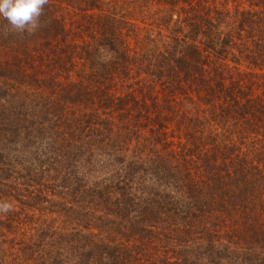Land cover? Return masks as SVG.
<instances>
[{
	"label": "trees",
	"instance_id": "1",
	"mask_svg": "<svg viewBox=\"0 0 264 264\" xmlns=\"http://www.w3.org/2000/svg\"><path fill=\"white\" fill-rule=\"evenodd\" d=\"M0 264H264V0L0 16Z\"/></svg>",
	"mask_w": 264,
	"mask_h": 264
},
{
	"label": "clouds",
	"instance_id": "2",
	"mask_svg": "<svg viewBox=\"0 0 264 264\" xmlns=\"http://www.w3.org/2000/svg\"><path fill=\"white\" fill-rule=\"evenodd\" d=\"M47 3L48 0H0V16L7 20L13 31L28 29L32 32Z\"/></svg>",
	"mask_w": 264,
	"mask_h": 264
},
{
	"label": "rangeland",
	"instance_id": "3",
	"mask_svg": "<svg viewBox=\"0 0 264 264\" xmlns=\"http://www.w3.org/2000/svg\"><path fill=\"white\" fill-rule=\"evenodd\" d=\"M65 18H66V22H67V24H69L70 22H76V21H79L80 20V17H77V16H74L73 14H69V15H67V14H65ZM95 19H96V17H95ZM13 209H17V208H15V207H13ZM32 216V220H31V218H28V219H30L31 221H28L27 219V221H25V222H27V224H34L35 226L38 224V222H39V217L40 216H43V217H45V215L44 214H42V212L41 213H38V212H35V213H30ZM37 217V218H36Z\"/></svg>",
	"mask_w": 264,
	"mask_h": 264
}]
</instances>
